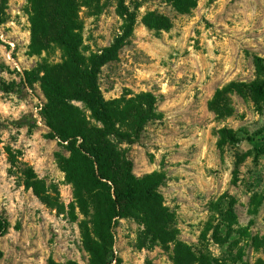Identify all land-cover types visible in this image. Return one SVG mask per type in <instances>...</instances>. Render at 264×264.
Listing matches in <instances>:
<instances>
[{
    "label": "rangeland",
    "instance_id": "rangeland-1",
    "mask_svg": "<svg viewBox=\"0 0 264 264\" xmlns=\"http://www.w3.org/2000/svg\"><path fill=\"white\" fill-rule=\"evenodd\" d=\"M7 1L4 12L0 0V215L9 228L0 264H264V0H197L188 15L167 0H125L133 36L102 67L100 88L106 100L152 93L161 119L134 144L112 138L137 184L138 210L127 203L117 218L114 183L100 179L82 140L51 137L39 70L63 64L62 50L32 54L30 5ZM80 5L87 54L110 46L124 26L117 3ZM149 13L168 17L171 28H148ZM71 103L84 116L61 127L85 118L89 129L100 126L83 103ZM28 116L36 126L23 121ZM113 171L122 187L120 168ZM147 185L158 201L146 200ZM140 211L156 213L151 228L135 218Z\"/></svg>",
    "mask_w": 264,
    "mask_h": 264
},
{
    "label": "trees",
    "instance_id": "trees-1",
    "mask_svg": "<svg viewBox=\"0 0 264 264\" xmlns=\"http://www.w3.org/2000/svg\"><path fill=\"white\" fill-rule=\"evenodd\" d=\"M31 21L32 54L39 55L48 51L53 45L63 52L64 62L56 65L42 67L39 71L44 75L39 77L42 90L47 100V106L51 108V115L55 123L48 126L51 129V137L63 142H77L82 140L80 149L87 153L91 162L96 165L99 177L114 183L115 209H119L114 218L123 217L121 207L128 203L130 208L138 210L136 205L137 184L132 175L133 165L126 157L121 158L118 148L112 141L117 138L134 144L139 140L145 126L153 121L161 119L157 110V98L152 93L135 95L131 99L106 100L99 84L101 69L106 64L118 59L119 50L125 42L133 36L135 16L127 8L125 0H113L117 3V12L124 20L122 33L117 35L114 42L97 52L87 54L84 48L82 30L83 26L79 17L80 3L90 6L99 4L101 0H27ZM174 10L181 15L190 14L197 5V0H167ZM5 12L8 1L3 0ZM5 19L0 20V25ZM145 24L153 30H168L172 22L168 17L156 16L149 13ZM26 83L34 90V83L25 71ZM8 89L5 92H11ZM81 102L91 112L92 119L100 126L89 129L86 118L79 126L66 122L84 116L82 111L71 102ZM28 125L36 126V121L31 116L23 120ZM127 124V125H125ZM126 126L128 131L123 132L118 126ZM114 166L121 171L122 184L120 187L114 174ZM93 170H95L93 168ZM95 172V171H94ZM147 201H158L159 195L153 185H147L144 189ZM135 218L148 228L157 221L156 213L147 211L134 213ZM9 223L0 215V236L7 233ZM102 264H112V261H103Z\"/></svg>",
    "mask_w": 264,
    "mask_h": 264
}]
</instances>
